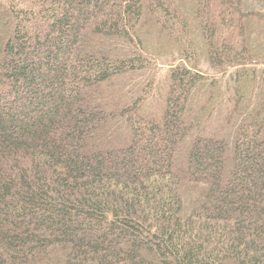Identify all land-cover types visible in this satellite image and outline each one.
<instances>
[{
    "label": "trees",
    "instance_id": "1",
    "mask_svg": "<svg viewBox=\"0 0 264 264\" xmlns=\"http://www.w3.org/2000/svg\"><path fill=\"white\" fill-rule=\"evenodd\" d=\"M0 264H264V0H0Z\"/></svg>",
    "mask_w": 264,
    "mask_h": 264
}]
</instances>
